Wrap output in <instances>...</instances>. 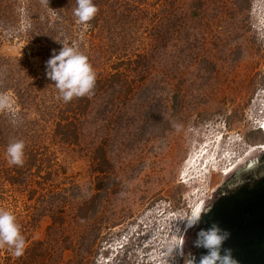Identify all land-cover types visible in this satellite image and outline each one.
I'll list each match as a JSON object with an SVG mask.
<instances>
[{
  "label": "rangeland",
  "instance_id": "374dc122",
  "mask_svg": "<svg viewBox=\"0 0 264 264\" xmlns=\"http://www.w3.org/2000/svg\"><path fill=\"white\" fill-rule=\"evenodd\" d=\"M144 1L146 12L116 28L118 46L107 52V33L90 35L77 20L60 42L70 27L54 31L60 22L44 1L0 0V125L44 147L25 185L0 174V209L17 217L31 247L20 257L0 248V264H186L183 220L264 142V0ZM38 20L51 44L39 46L38 27L28 29ZM63 45L101 77L120 59L147 55L135 70L121 66L126 91L116 92L117 81L79 115L76 145L50 136L58 108L46 62ZM6 150L0 172L13 166Z\"/></svg>",
  "mask_w": 264,
  "mask_h": 264
},
{
  "label": "trees",
  "instance_id": "16d2710c",
  "mask_svg": "<svg viewBox=\"0 0 264 264\" xmlns=\"http://www.w3.org/2000/svg\"><path fill=\"white\" fill-rule=\"evenodd\" d=\"M44 1L47 8L53 11L57 22V28L54 31L61 30L60 27L69 28L66 35L63 32L64 36L57 38L60 42L64 39H72V34H69L71 27L73 26V22L77 20V18L73 14V10L77 7L76 0H39ZM93 3L98 6L99 12L94 17L93 20L89 21L87 24H84L89 31V34L94 36V34H101L103 31L107 33L106 43L103 45L104 49L109 52V50L114 49V47L118 46L115 44L117 41V36L113 37V34L117 32V27H123L124 22L128 19V16L132 15L134 12H139L141 15L143 12H146L148 9V4L145 3L144 0H93ZM139 18V17H138ZM29 19V17H28ZM44 21L49 22L48 15L45 14ZM38 27L37 33L41 36V34H46V24L39 23L38 21H31L28 24V29H34ZM122 29V28H121ZM123 32V30H122ZM69 34V35H68ZM121 37H119L120 45L124 42V38H127L126 32L120 33ZM47 35V34H46ZM71 36V37H70ZM43 41H37L39 46L48 45L52 43L51 38L47 39L41 36ZM70 37V38H69ZM114 44V45H113ZM80 48L83 47L81 44ZM112 52V51H111ZM147 60L146 54L137 53L134 55V58L125 57V59H120L117 63L110 66L111 71L108 72L104 77L97 75V82L94 89V94L90 96H85L83 98H74L71 102L65 103L59 98V92L55 88L52 91V106H56L58 109V114L55 116L56 120L53 123V129H50V136L54 139L58 137L60 142L76 145L79 140L78 126L77 121L79 115H83L84 111L91 104L92 99L96 98L97 95L108 88L113 89V86L119 81L121 84L119 86L118 92H124L127 89L126 85V71H121L120 68L122 65L126 66L125 68L129 70H135L139 68V66H143ZM126 70V69H125ZM119 95V94H118ZM57 97V98H55ZM23 98L19 95L18 103L23 105ZM43 102V101H42ZM43 104V103H42ZM47 108V107H45ZM63 108V109H62ZM60 112V114H59ZM86 112V111H85ZM42 120L46 119V115L44 112L41 114ZM69 116H72L71 118ZM54 117V116H53ZM23 127V126H22ZM31 130V129H30ZM21 132V137L26 140L32 138V134L27 135L26 133ZM27 132V131H26ZM29 133V132H28ZM19 134L18 129L8 130L7 127H3L0 125V146H8L10 142L22 140L17 138ZM29 143L25 142V157H24V165L22 167H4V171H1V180L8 185L15 184H26L29 181V177L26 174L29 173L30 169L35 166L36 158L39 155H42L44 151V147L38 144L28 145ZM42 149V150H41ZM101 166V163L99 164ZM99 166V167H100ZM102 170V167L98 169ZM28 172V173H27ZM25 173V176H24ZM47 178L40 177L42 180H47L49 178V174H46ZM40 184V182H37ZM30 195L35 194L37 191L32 189L29 191ZM27 196H30V195ZM56 195V194H55ZM57 196V195H56ZM53 219V217H52ZM55 223V220H54ZM34 245H43L42 241H37L33 243ZM29 251H31V247H27L24 251V254L30 255ZM23 254V255H24ZM21 264H26V261Z\"/></svg>",
  "mask_w": 264,
  "mask_h": 264
},
{
  "label": "water",
  "instance_id": "95a60500",
  "mask_svg": "<svg viewBox=\"0 0 264 264\" xmlns=\"http://www.w3.org/2000/svg\"><path fill=\"white\" fill-rule=\"evenodd\" d=\"M209 207L201 223L186 230L187 258L200 264L207 250L195 247L197 233L215 223L229 234L221 255L230 250L238 264H264V144L232 168L195 212Z\"/></svg>",
  "mask_w": 264,
  "mask_h": 264
},
{
  "label": "clouds",
  "instance_id": "9594fccd",
  "mask_svg": "<svg viewBox=\"0 0 264 264\" xmlns=\"http://www.w3.org/2000/svg\"><path fill=\"white\" fill-rule=\"evenodd\" d=\"M77 7L73 10L77 23L87 24L93 20L99 12L98 6L93 0H76ZM47 76L54 82L59 92V98L65 102H71L74 98H83L94 94L97 82V74L88 60V57L74 45L65 46L57 53L53 51L52 57L46 62ZM6 107V101L0 99V109ZM16 121L13 120V124ZM179 127V126H178ZM25 143L22 140L10 142L7 146L8 163L22 167L24 165ZM211 211V207L201 209L187 216L186 230L197 227L201 218ZM228 233L217 224H212L207 230L201 229L197 233L195 247L207 250V255L200 259V264H238L232 257L230 250H221L228 238ZM182 239L184 236L181 234ZM26 245L22 227L17 217L10 211L0 209V248L8 247L16 257L24 254ZM184 243L177 248L183 249ZM186 264H193L192 259H186Z\"/></svg>",
  "mask_w": 264,
  "mask_h": 264
},
{
  "label": "bare ground",
  "instance_id": "6f19581e",
  "mask_svg": "<svg viewBox=\"0 0 264 264\" xmlns=\"http://www.w3.org/2000/svg\"><path fill=\"white\" fill-rule=\"evenodd\" d=\"M260 129L263 131V133H264V123L260 126ZM263 144H264V142L263 143H260V144H256V145H254V146H252L251 148H249L248 150H247V152H245V154H243L240 158H238L230 167H228L227 169H226V171L224 172V176H226V174L232 169V168H234L237 164H239L242 160H244L246 157H248L250 154H252L253 152H255V151H257L259 148H261L262 146H263ZM205 201V200H204ZM203 201V202H204ZM202 202V203H203ZM201 203V204H202ZM200 204V205H201ZM199 205V206H200ZM198 206V207H199ZM197 207V208H198ZM196 208V209H197ZM196 211V210H195ZM185 233H186V229L184 228V231H183V233H182V235L184 236L185 235ZM182 241H183V239L181 238L180 239V242H179V245L182 243ZM179 254H180V256H182V257H185L186 256V252L184 251V249H179Z\"/></svg>",
  "mask_w": 264,
  "mask_h": 264
}]
</instances>
